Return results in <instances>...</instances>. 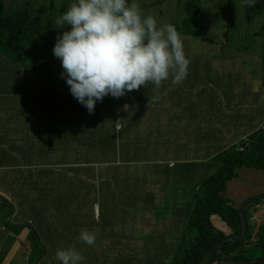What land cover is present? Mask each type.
I'll return each instance as SVG.
<instances>
[{"label": "crops", "instance_id": "0c3cea01", "mask_svg": "<svg viewBox=\"0 0 264 264\" xmlns=\"http://www.w3.org/2000/svg\"><path fill=\"white\" fill-rule=\"evenodd\" d=\"M203 11L204 18L206 13L217 18L218 12ZM176 30L190 60L183 83L156 102L149 83L116 98L114 110L106 96L109 100L97 102L93 114L70 94L60 61L43 65L54 78L47 88L39 60H0V161L15 162L0 164V264H42L43 259L61 264L56 252H46L57 242L61 248L74 245L83 264H170L194 240L188 216L200 180L210 173L208 163L239 141L248 145L249 136L264 127V54L226 51L201 32ZM9 66L28 77L15 90H7L1 73ZM167 88L165 82L161 92ZM124 114L122 141L128 148L114 151L107 168L90 170L89 178L77 166V143L88 126L79 136L78 125L110 118L121 132L124 127L117 129L116 122L124 123ZM56 164L77 178L55 180L53 172L61 171ZM238 173L224 190L235 207L264 193V169L243 166ZM37 180H47L42 190L48 196L40 201L31 199L46 195L34 185ZM120 206L126 210L117 215ZM248 215L253 259L262 253L258 232L264 234V199ZM210 222L231 235L218 215L210 214ZM72 228L95 233L94 246L79 241L80 231Z\"/></svg>", "mask_w": 264, "mask_h": 264}, {"label": "clouds", "instance_id": "9594fccd", "mask_svg": "<svg viewBox=\"0 0 264 264\" xmlns=\"http://www.w3.org/2000/svg\"><path fill=\"white\" fill-rule=\"evenodd\" d=\"M254 5L255 0H241L242 7ZM55 23L57 28L70 26L52 49L63 69L61 78L89 114L104 97L120 98L149 83L156 102L187 77L190 60L176 28L143 15L135 0H74ZM165 82L168 88L161 92ZM77 239L94 246L96 236L82 229ZM55 257L61 264H83L85 259L74 245L58 249Z\"/></svg>", "mask_w": 264, "mask_h": 264}, {"label": "trees", "instance_id": "16d2710c", "mask_svg": "<svg viewBox=\"0 0 264 264\" xmlns=\"http://www.w3.org/2000/svg\"><path fill=\"white\" fill-rule=\"evenodd\" d=\"M131 2L132 0H129V3ZM228 3L232 5L231 1ZM140 5L143 6L144 3L141 2ZM254 7L264 13V0H255ZM67 8L68 2L57 7L52 1L48 5L41 6L35 14L28 9L9 14L4 3L0 1V60L5 56L18 60H30V58L39 60L41 69L39 74L46 87L50 88L54 78L49 71L42 69L43 65L48 62L60 61L52 53L58 36L55 32V20L58 16L57 13L62 14ZM230 8L231 6L227 11ZM185 9L190 17L185 18L184 26L190 28V33L199 35L198 29L202 23L201 18L205 14L204 9L200 6V0H191L185 4ZM223 14H226L225 9L218 12L216 17L218 18ZM175 28L180 29L181 27L176 23ZM68 30H70V26L65 25L60 28L59 35ZM181 30L183 29L181 28ZM26 79H28L27 75L23 80ZM42 85L41 82L37 89H41ZM105 100H109V97H104ZM115 105L116 98L111 97L108 107L114 110ZM248 141H250L249 145L244 150L233 147L232 150H225L214 158L213 162L208 163L210 173L200 180L199 190L194 194L195 197L188 216V225L196 231V235L190 244L185 245L181 256L174 259L170 264H201L204 254L225 237L223 232L211 224L210 214L218 215L232 230L231 235H240L242 231L241 206L235 207L224 196L225 184L228 180L238 176V168L240 167L249 166L264 169V127L251 134ZM81 142L83 143V141ZM91 149L89 147V150ZM89 174L90 170L86 173L90 178ZM92 187L93 185H86L87 189ZM250 207L251 205L244 211L246 224L244 237L222 241L215 250L207 255L205 264H264V234L261 229L258 232V248L262 251L261 255L252 259L247 252L249 249L248 241L251 238L249 231L251 224L248 221L249 215L247 213Z\"/></svg>", "mask_w": 264, "mask_h": 264}, {"label": "rangeland", "instance_id": "374dc122", "mask_svg": "<svg viewBox=\"0 0 264 264\" xmlns=\"http://www.w3.org/2000/svg\"><path fill=\"white\" fill-rule=\"evenodd\" d=\"M0 1L4 3L7 13L9 14L23 9H28L30 12L35 14L41 6L48 5L52 1L55 3L57 7L63 6L65 2H68V7H69V5L72 2H74V0H0ZM190 1L191 0H135V2L139 5V7L141 2L144 3V5L140 7L143 15L145 16L152 15L157 19L158 25L169 23L174 26L176 23H178L183 30L189 32L187 34L195 35L190 33L189 27L184 26V23H186L184 21L185 18L190 17V15L185 9V4H187ZM230 1L232 5L228 3ZM233 2H234V11L232 12ZM200 6L204 10L212 9L216 12H222V10L225 9L226 11V14L220 15L218 18L209 17L208 13H206L207 14L206 18H204L205 14L203 15V17L201 18L202 21L201 26L198 29L199 33L201 32L202 36L219 40L225 45L224 48L226 51L229 50L236 52V48H238L241 50V52L249 51V52L264 54V13H262L254 6L248 8L242 7L241 0H200ZM229 6H231V8L229 11H227ZM57 14L58 16L61 15L60 13ZM59 30L60 28H57L56 25L55 32L57 33V35H59ZM58 66L61 68L60 64ZM6 68L7 71H5L4 69L1 71V73L3 76L6 74L7 90L9 89L15 90L19 88L24 78L22 76V72H19L16 66H9ZM108 116L111 115L108 114ZM122 117L124 119V123H121V121L118 120L116 122V127L118 126L119 121L121 123V126L124 127L125 114L122 115ZM86 126H88V128L85 130L88 136L87 141H86L87 136H83L82 134ZM78 127L80 130L79 136L82 134L83 143L81 141H78L77 143L78 145H80L79 148L77 149L79 151L77 166L79 170L81 172H85V174L87 173L88 170H94L96 172L97 170L107 168L103 166L109 164L105 162H109L111 160L113 156L112 153L114 151L121 150L122 148L125 149L128 148L126 145L127 141H122L124 136L125 135L127 136V127L125 126L121 132H117L114 128V125H112L110 118L107 119L104 123H101L100 125H95L94 122L90 121L89 123L80 124L78 125ZM117 139H119V141H117ZM246 146H247L246 141H239L237 145H233L229 147V149L232 150L234 147L239 150H244ZM89 147L92 149L89 150ZM0 164L12 165L15 164V162L2 160L0 161ZM56 165L61 167L60 168L61 171L53 172L55 180L58 179L61 180L62 182L63 181L72 182V180H75L77 178V177L71 178L69 175H67L65 172V168H62V164H56ZM44 171L46 170H43L41 172ZM79 180L82 181V178ZM46 183L47 180H37L34 182V185L38 189L42 190L43 187L46 186ZM89 184L93 185V182H89ZM263 195L264 193L258 196H254V197L250 196L246 198L242 203V206L247 201ZM47 196H48L47 192L46 195L36 193L31 199L40 201V200H44ZM261 200L248 204L245 207V209L250 205H251L250 207L251 209L255 204L259 203ZM75 201L79 202L78 199H76ZM125 210H126L125 207L120 206L117 215L124 214ZM249 210L247 212L248 214H249ZM119 217L120 216L118 217L116 216L115 218L120 220ZM74 230H76L77 232L80 231L79 228ZM61 247L62 244L60 242H57V245L53 244L50 248H47L46 252L54 253ZM251 250L252 249L249 247L247 252H251ZM257 257H254L253 259H256ZM44 260L45 259H43L42 264H44Z\"/></svg>", "mask_w": 264, "mask_h": 264}, {"label": "water", "instance_id": "95a60500", "mask_svg": "<svg viewBox=\"0 0 264 264\" xmlns=\"http://www.w3.org/2000/svg\"><path fill=\"white\" fill-rule=\"evenodd\" d=\"M261 199H264V195L263 196H260V197H257V198H253L249 201H247L240 209V218H241V222H242V231L240 233V235L238 236H225L220 242L216 243L209 251H207L202 260H201V264H205V260H206V257L209 253H211L213 250H215L220 244L222 241H225V240H236V239H240L242 237H244V235L246 234V224H245V220H244V209L245 207L248 205V204H251V203H254V202H257ZM8 219V218H7Z\"/></svg>", "mask_w": 264, "mask_h": 264}, {"label": "built area", "instance_id": "2783aa9c", "mask_svg": "<svg viewBox=\"0 0 264 264\" xmlns=\"http://www.w3.org/2000/svg\"><path fill=\"white\" fill-rule=\"evenodd\" d=\"M118 128H120V123H118Z\"/></svg>", "mask_w": 264, "mask_h": 264}]
</instances>
